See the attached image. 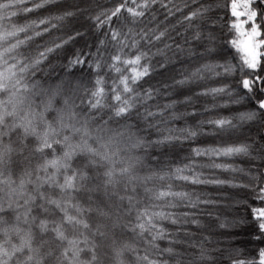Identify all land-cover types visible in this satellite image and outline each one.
<instances>
[{
    "label": "snow or ice",
    "instance_id": "1",
    "mask_svg": "<svg viewBox=\"0 0 264 264\" xmlns=\"http://www.w3.org/2000/svg\"><path fill=\"white\" fill-rule=\"evenodd\" d=\"M157 5L166 10L163 21ZM213 8L229 16L225 48L217 46L222 18L209 15ZM81 16L99 33L95 46L71 53L65 75L55 83L43 80L49 58L83 35L73 24ZM153 61L164 72L180 65L163 88L182 97L156 111L148 105L159 90L141 91L156 70ZM209 79L216 86L208 85ZM193 97L251 105L238 117L207 121L214 134L231 136L245 122L264 123V7L256 0H0V264H126L128 252L136 264H221L222 257L213 253L222 250L206 247L207 236L168 239L165 248L157 243L172 235L162 222L200 229L195 210L217 204L209 193L177 190L172 181L249 189L245 206L256 226L253 239L264 241V135L193 149L195 157L208 158L207 165L154 167L159 158L153 149L204 134L201 121V127H168L157 139L145 135L147 127L159 131L169 123H150L169 110L172 121L184 119L176 108ZM232 157L261 161L259 169L246 173L250 183L205 178L197 170L244 172L216 163ZM177 208L191 211L165 210ZM124 230L145 241L144 255L118 243V231ZM236 251L242 258L229 255V264H264V248L248 256Z\"/></svg>",
    "mask_w": 264,
    "mask_h": 264
},
{
    "label": "trees",
    "instance_id": "2",
    "mask_svg": "<svg viewBox=\"0 0 264 264\" xmlns=\"http://www.w3.org/2000/svg\"><path fill=\"white\" fill-rule=\"evenodd\" d=\"M69 3H81L82 0H68ZM95 2V0H93ZM167 2V0H166ZM177 3H180V0H176ZM201 2L207 3H223L224 0H201ZM257 3H260L264 7V0H256ZM101 4H108L109 0H99ZM159 20L163 21L166 10L160 8L158 5L154 9ZM44 14V13H40ZM179 15V14H177ZM209 15L213 17H220L222 19L217 21L216 34L219 37L217 41V46L220 48H225L223 44L224 40L230 38L229 28L227 21L229 16L226 15L223 9L213 8L212 12ZM259 23V17L257 18ZM75 27L79 28L83 33L82 36L77 37L76 40L66 46L65 51H60L56 54H53L50 59V65L45 67L43 70L42 79L47 80L50 83H55L60 76H64L66 69L63 65L67 64V59L70 58L71 53L84 50L87 51L88 48L94 47L97 42V33L93 26L87 21L86 17H78L77 20L73 21ZM63 33H57L61 35ZM49 37L38 40V43H45ZM177 42L180 41L177 37ZM219 44V45H218ZM196 44L193 42V47ZM200 51H203L201 48ZM226 51H228L226 49ZM229 58L231 55L235 54V50H230ZM236 63L237 61H233ZM155 71L149 78H146V81L143 83V88L141 91L146 89L159 90V95L154 101H150L148 107L156 111L157 105L163 106L164 104L170 102L171 99H180L182 97L176 95H168L172 92V89H168L167 92L163 88L165 83H172V76H176V69L180 67L179 64H176L174 68H169L167 72H164L159 68V65L156 64V61H153ZM195 66V65H193ZM251 71V70H249ZM75 77H80L81 72L79 69L72 70ZM171 73V75H170ZM87 72L85 70V76ZM239 77H237L238 79ZM230 83L235 87V81L229 80ZM210 86H216V81L209 79L206 82ZM199 90L198 88L196 89ZM227 104L228 107H221V105ZM251 105L247 101H242L240 104H235L228 97L216 98L215 100L211 97H193V102L188 105L180 104L177 106L176 111L184 113V119L179 121H172L170 116V111L165 112L164 117L156 118L151 120V124H160V120L169 121L168 124H160L159 131L156 127H147L145 135L151 137V139H157L160 132H164V129L168 127L172 128H182L186 125L193 127H201L200 122L203 121L202 132L204 134L198 136L195 140H182V142H176L169 145H161L158 148L153 149L152 151L159 158L158 161H154V167L165 168V169H174L177 166H183L184 164L195 163L197 165H207L210 163L207 157H195L193 149L197 147L205 146H216L228 141H245L251 142L252 138L259 139L261 135H264V123L261 122H245L243 123L241 129L231 136L228 134H214L216 130L212 125L207 123V121L215 119L220 116H229V117H238L240 112L249 110ZM140 111L143 113L145 109L141 107ZM195 111L196 115L192 116L188 113ZM164 134H167L164 132ZM172 152V153H171ZM171 153V156H170ZM216 163H231L237 168H243L244 172H227L221 171L219 169L203 168L197 169L198 171H203L205 178H220V179H229L233 180L236 183H250L246 173L251 169L255 172L261 167V161L255 160L252 161L246 157H232V158H217ZM174 188L177 190H187L194 192L196 194L202 195L204 193H209L210 198L217 201L215 206H204L200 205L197 210H195L198 215L197 219L201 222L200 229H197L195 225L183 224L182 222L177 225H172L170 221H164L163 227L168 233L172 235L165 240L158 241L160 248H165L168 246V239L178 238L188 241H201L205 236L210 237V242L206 243V247L210 249L219 248L222 252H214V256H220L221 264H229V255L235 258H242L237 249H243V255L248 256L249 254L255 255L254 249L264 248V241H256L253 239V236L256 234V226L253 221V217L249 214V210L245 206V198L251 196L249 189L245 188H233L229 186H213V185H190L180 181H172ZM145 202L147 200L145 199ZM251 202V201H249ZM163 203V202H156ZM234 203L232 207L231 204ZM258 203V202H257ZM166 211H176L180 213L182 211H191V209L177 208V209H165ZM207 212H212L213 216L206 215ZM218 218V219H217ZM243 219V220H242ZM239 221L245 223L246 231L242 234H247L248 240L244 238L237 239L239 237L238 230H240V224L236 227L231 226V223ZM226 223L228 226L221 228L220 224ZM215 228V229H212ZM192 233L193 235H188ZM118 243L120 244H129L136 249L140 255H144L145 248L149 246L145 243L144 240H141L139 236L130 231H118ZM249 245L250 249L246 248ZM177 251L183 252L186 249L183 246H176ZM149 251L151 249L149 248ZM109 256L111 253L109 252ZM161 258H167L163 254ZM126 264H136L135 256L133 253L128 252L124 256Z\"/></svg>",
    "mask_w": 264,
    "mask_h": 264
},
{
    "label": "rangeland",
    "instance_id": "3",
    "mask_svg": "<svg viewBox=\"0 0 264 264\" xmlns=\"http://www.w3.org/2000/svg\"><path fill=\"white\" fill-rule=\"evenodd\" d=\"M219 45V44H218ZM219 47V46H218ZM174 67H172V69H173ZM170 75H171V73H170ZM172 153V152H171ZM171 153H170V156H171ZM231 206L233 207L234 206V203L233 204H231ZM243 220V219H242ZM240 224V222L239 221H235V222H233V223H231V226H233V227H236V226H238ZM245 224V223H244ZM243 223H241L240 224V230H238L239 232H238V235H239V237L237 238V239H240V238H244L245 240H248V237H247V234H242L243 232H245L246 231V229H245V225H244ZM239 227V226H238ZM237 228V227H236ZM212 229H215V228H212ZM246 248H248V249H250V247H249V245L246 247Z\"/></svg>",
    "mask_w": 264,
    "mask_h": 264
}]
</instances>
